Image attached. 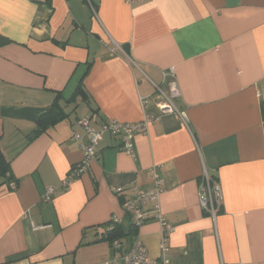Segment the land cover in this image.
<instances>
[{
  "label": "crops",
  "instance_id": "obj_1",
  "mask_svg": "<svg viewBox=\"0 0 264 264\" xmlns=\"http://www.w3.org/2000/svg\"><path fill=\"white\" fill-rule=\"evenodd\" d=\"M172 82L187 124L159 110ZM58 94L66 117L29 141ZM263 101L264 0H0V150L16 184L0 178V264H102L135 242L158 259L164 236L170 264H264ZM86 118L149 124L134 155L103 134L71 178ZM154 173L150 218L116 250L107 225L132 218L124 203ZM205 174L222 189L215 219Z\"/></svg>",
  "mask_w": 264,
  "mask_h": 264
},
{
  "label": "built area",
  "instance_id": "obj_2",
  "mask_svg": "<svg viewBox=\"0 0 264 264\" xmlns=\"http://www.w3.org/2000/svg\"><path fill=\"white\" fill-rule=\"evenodd\" d=\"M140 0H125L127 4H135ZM94 14L96 9L93 8ZM173 76V73L171 72ZM162 102L158 104L159 110L162 114H177L186 123V115L179 111L175 106L173 99L179 96L178 90L175 87V83H170L169 93L164 92L162 89H156ZM143 105H147L148 101L142 99ZM78 126L82 128L87 135V143L82 142V149L84 151V159L80 164L73 168L71 171V178L79 177L86 171H88L90 163L96 159V146L102 139L103 134L109 133L111 135L119 136L122 142L123 151L127 155H134L135 145L134 138L140 133H144L148 129L149 121H142L137 123H122L115 120L105 121L99 129H96L92 125L91 119H82L77 122ZM187 124V123H186ZM79 139L80 136H77ZM157 188L152 192H139L136 193L133 199L124 203L123 210L132 215L133 224L138 228L150 217L148 211L144 210V206L147 202H157L159 195L161 194L160 186L163 180L158 173H154ZM16 184L10 183V188L14 189ZM51 189L44 196V200H49ZM118 192H122L119 189ZM223 199L222 189L216 181H213L208 174L203 177L202 186L200 188L199 201L201 207L208 212L214 219L216 218L218 211L221 207ZM155 210L158 213V220L160 221L164 235H168L172 231V227L167 223L165 218L159 213L158 206H155ZM122 223V219L114 218L111 221L112 225H118ZM116 250L121 249V243L117 240L113 243ZM161 255L158 259L151 258L147 248L141 242H135L129 250L121 258L113 259L112 261L102 264H170L168 260L169 249L165 243V236L161 244Z\"/></svg>",
  "mask_w": 264,
  "mask_h": 264
},
{
  "label": "trees",
  "instance_id": "obj_3",
  "mask_svg": "<svg viewBox=\"0 0 264 264\" xmlns=\"http://www.w3.org/2000/svg\"><path fill=\"white\" fill-rule=\"evenodd\" d=\"M77 93L83 94L82 84L78 86V89L76 90V93L74 94L72 99L75 98V95H77ZM60 98L61 97L58 94L56 100L53 103V106L50 107L49 111L41 115L40 118L37 120L36 128L33 134L31 135L29 141H32L41 133L46 132L49 127L56 125L58 122H60L62 119L66 117V114L58 105V100H60ZM261 109L264 117V101L261 104ZM10 164H11L10 161L5 157L4 153L0 150V178H6L7 179L6 182L9 185L12 182L11 177H9ZM135 234H137V227L133 224V220L131 216L128 217L127 222H125L124 224L112 225L110 222L107 225L106 237L107 240L110 241L112 245L115 241L120 240L121 238L127 236H133Z\"/></svg>",
  "mask_w": 264,
  "mask_h": 264
},
{
  "label": "rangeland",
  "instance_id": "obj_4",
  "mask_svg": "<svg viewBox=\"0 0 264 264\" xmlns=\"http://www.w3.org/2000/svg\"><path fill=\"white\" fill-rule=\"evenodd\" d=\"M74 107H75V106H73L72 109H73ZM72 109H71V110H72Z\"/></svg>",
  "mask_w": 264,
  "mask_h": 264
}]
</instances>
